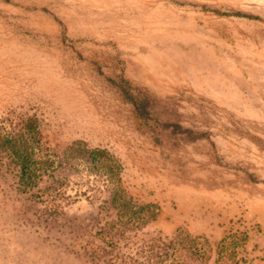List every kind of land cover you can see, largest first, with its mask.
I'll use <instances>...</instances> for the list:
<instances>
[{
  "label": "rangeland",
  "instance_id": "374dc122",
  "mask_svg": "<svg viewBox=\"0 0 264 264\" xmlns=\"http://www.w3.org/2000/svg\"><path fill=\"white\" fill-rule=\"evenodd\" d=\"M0 264H264V0H0Z\"/></svg>",
  "mask_w": 264,
  "mask_h": 264
}]
</instances>
